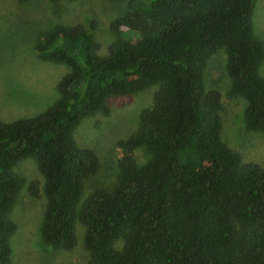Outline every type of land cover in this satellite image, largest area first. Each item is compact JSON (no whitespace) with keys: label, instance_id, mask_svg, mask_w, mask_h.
Here are the masks:
<instances>
[{"label":"trees","instance_id":"obj_1","mask_svg":"<svg viewBox=\"0 0 264 264\" xmlns=\"http://www.w3.org/2000/svg\"><path fill=\"white\" fill-rule=\"evenodd\" d=\"M23 1V0H14ZM57 7L64 0H47ZM256 0H127L110 24L104 55L80 24H57L34 49L67 72L42 113L0 121V264L10 263L9 219L22 179L12 167L32 158L44 181L42 242L59 251L84 227L85 264H264V169L221 140L219 94L205 89L207 59L225 52L229 93L244 101L248 130L264 133V49L253 34ZM134 32L135 41L123 34ZM155 87L151 107L120 141L110 189L82 199L98 160L79 148L81 120L109 113L108 101ZM147 161L138 166L133 151Z\"/></svg>","mask_w":264,"mask_h":264},{"label":"rangeland","instance_id":"obj_2","mask_svg":"<svg viewBox=\"0 0 264 264\" xmlns=\"http://www.w3.org/2000/svg\"><path fill=\"white\" fill-rule=\"evenodd\" d=\"M47 0H0V121L11 122L36 116L57 99L56 83L67 72L60 64L44 62L34 49L39 35L54 25L80 24L97 42L98 54L104 55L114 39L110 24L127 9V0H64L57 6ZM254 36L264 49V0H256L252 15ZM135 41L137 34H123ZM226 56L220 49L205 65V89L219 94L221 140L242 163L251 162L264 169V133L246 128L244 101L230 95V81L225 74ZM264 79V61L259 69ZM155 87L126 98L108 101L109 113L80 121L73 132L77 147L90 149L98 160L94 175L83 185L82 199L96 189H110L118 175L121 158L117 144L135 131L142 110L151 107ZM138 166L148 155L142 149L132 154ZM12 173L22 179L9 219L15 232L9 240L11 264H85L88 254L83 245L84 227L74 224L75 246L70 251L53 250L40 237L39 227L45 205L44 181L32 158L17 162Z\"/></svg>","mask_w":264,"mask_h":264}]
</instances>
